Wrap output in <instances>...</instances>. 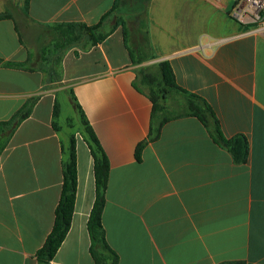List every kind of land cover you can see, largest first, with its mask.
I'll return each mask as SVG.
<instances>
[{
  "label": "crops",
  "instance_id": "0c3cea01",
  "mask_svg": "<svg viewBox=\"0 0 264 264\" xmlns=\"http://www.w3.org/2000/svg\"><path fill=\"white\" fill-rule=\"evenodd\" d=\"M115 2L29 0L26 9L25 0L0 1V14L12 16L0 20V121L37 99L1 158L0 264H38L72 145L75 208L51 264H95L87 228L94 157L84 119L110 165L102 221L119 264H264V36L232 19L243 0H140L145 20L133 34L126 25V42L123 26L114 28L122 0L101 26L112 31L102 42L82 33L64 51L43 45L50 27L98 25ZM164 62L187 93L177 97H201L224 137L249 139L247 163L236 164L190 115L171 119L150 141L153 103L142 71ZM64 92L81 108L80 126L67 119L66 131L58 121Z\"/></svg>",
  "mask_w": 264,
  "mask_h": 264
},
{
  "label": "trees",
  "instance_id": "16d2710c",
  "mask_svg": "<svg viewBox=\"0 0 264 264\" xmlns=\"http://www.w3.org/2000/svg\"><path fill=\"white\" fill-rule=\"evenodd\" d=\"M122 0H116L113 8L103 17L101 23L94 26L85 24L79 25H56L50 27V31L54 35L53 46L55 51H64L72 44L73 41L80 38L82 35H87L93 41V44L102 42L112 31L108 33L102 32L101 26L105 20L118 13ZM29 0H25V8L27 9ZM9 13L0 14V20L11 19ZM122 25L124 32L126 31V23L120 17L114 28ZM81 31V33H79ZM125 40L127 42V33L125 32ZM148 41V39H147ZM45 51V50H44ZM57 64L61 62V56L56 58ZM0 63L3 61L0 59ZM8 66L20 67V64H5ZM156 72L142 71V82L150 87L149 97L153 103L152 125L150 128L149 139L155 142L160 137L163 125L174 118H179L183 115L197 117L202 123L211 130L212 137L216 143L226 149L233 157L236 164H245L249 161L250 142L249 139L242 134L235 135L227 139L221 132L219 122L212 108L207 102L199 96L187 95V102L183 111H171L163 103L168 96L174 92L183 91L175 82L172 69L169 64L161 63L157 66ZM37 102L36 98L30 99L25 105L15 113L10 119L0 121V164L1 158L8 147L13 135L18 127L28 119ZM75 108L81 111L80 106L73 99ZM59 105L55 104L54 117L59 115ZM83 119V118H82ZM85 132L88 137V143L92 149L94 157V175L96 185V199L91 210L87 223L88 232L91 239V254L95 264H119V256L109 245L106 237V230L103 225V212L106 204V192L108 189L110 165L106 154L104 153L101 144L95 133L88 126L84 119ZM146 143L138 145L136 156L138 160L141 158V153ZM63 185L59 204L55 212V221L53 228L48 235L43 247L37 252L38 264H51L56 253L64 242L66 235L71 227L72 217L76 202L77 192V165L75 147L70 148L69 157L63 165Z\"/></svg>",
  "mask_w": 264,
  "mask_h": 264
},
{
  "label": "rangeland",
  "instance_id": "374dc122",
  "mask_svg": "<svg viewBox=\"0 0 264 264\" xmlns=\"http://www.w3.org/2000/svg\"><path fill=\"white\" fill-rule=\"evenodd\" d=\"M0 1H5L6 4H8L13 0ZM139 2L140 0H127L125 5H123V10L119 11L118 13V17L125 21L132 34L137 30V28L140 27V24L145 20L144 5L139 4ZM45 32L46 33L44 35L43 45L50 44L49 46H51L55 37L50 30H46ZM53 54L55 53L52 52L51 55ZM168 97L169 100L166 102V105L168 106V108H170V110L183 111L185 109V102L188 99L187 96H185V101L182 98L177 97L173 92ZM58 100L62 107V115L58 120L59 123L65 128V122L68 119L74 126L73 129L78 128L80 126L79 116L72 103L69 101V94L65 92L61 93L58 97ZM66 130L67 128H65V131Z\"/></svg>",
  "mask_w": 264,
  "mask_h": 264
},
{
  "label": "built area",
  "instance_id": "2783aa9c",
  "mask_svg": "<svg viewBox=\"0 0 264 264\" xmlns=\"http://www.w3.org/2000/svg\"><path fill=\"white\" fill-rule=\"evenodd\" d=\"M231 17L252 32L264 36V0H243Z\"/></svg>",
  "mask_w": 264,
  "mask_h": 264
}]
</instances>
